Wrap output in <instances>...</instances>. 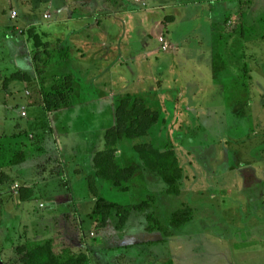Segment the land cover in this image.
<instances>
[{
  "label": "rangeland",
  "instance_id": "rangeland-1",
  "mask_svg": "<svg viewBox=\"0 0 264 264\" xmlns=\"http://www.w3.org/2000/svg\"><path fill=\"white\" fill-rule=\"evenodd\" d=\"M250 1L0 0V89L18 45L37 61L32 72L16 68L21 82L7 84L17 89L0 105V264H31L32 246L47 241L71 264H264V104L256 105L264 89L250 77L264 59V19L250 37L231 8L221 16L231 5L249 12ZM132 16L141 18L135 30ZM32 21L52 31L43 35ZM210 22L224 28L215 50ZM74 28L68 49L51 54L35 43ZM215 53L227 58L222 75ZM66 66L90 78L66 79ZM38 120L46 126L31 129ZM20 152L33 167L8 166Z\"/></svg>",
  "mask_w": 264,
  "mask_h": 264
},
{
  "label": "crops",
  "instance_id": "crops-1",
  "mask_svg": "<svg viewBox=\"0 0 264 264\" xmlns=\"http://www.w3.org/2000/svg\"><path fill=\"white\" fill-rule=\"evenodd\" d=\"M263 1L264 0H252V1H250L248 4L250 5V6H252V8H251V10H249V12H244V11H241L240 13H239V11H240V6L239 7H235V6H230L229 8L228 7H225L226 9H224L223 8V10H225V12H224V14L223 15H221V16H224L225 14H229V12H233V14H236V15H238L239 16V19L237 20L238 22H236L237 23V25L239 26V28L243 31L242 32V35H244V34H248V35H250V37H253V36H255V37H257L256 36V31H258L255 27L256 26H259V23H261V22H259V21H261V19H264V6H263ZM242 2V1H241ZM242 4V3H241ZM253 4H254V6H253ZM62 7V6H61ZM60 7V8H61ZM231 8V9H230ZM63 9V8H62ZM62 9H59V11L60 10H62ZM228 9H230L229 10V12H228ZM234 10V11H233ZM247 14V15H245L244 16V14ZM58 14H59V12H58ZM82 14H84V13H82ZM211 15V20L212 19H214V16H213V14L211 13L210 14ZM133 18V20L132 21H128V23L130 22V24H132V25H134V30L136 29V27H137V25H139L140 23H141V18L140 19H136L135 18V16H132ZM140 22V23H139ZM230 24H231V22H230ZM157 26L156 24H152V28H151V34L152 35H156L157 37L158 36H160L159 35V29H158V27H153V26ZM36 27L35 29H36V31H40L39 33H43V35H45V32H48V31H52V30H49L50 28H49V26H45V27H41L40 25H36V23L35 22H31L30 23V26L29 27ZM55 26H57V25H55ZM223 26H219V28L217 27V25L214 23V24H212L211 22L209 23V30H210V34H211V36H212V38H213V43H212V47H213V49L215 50V47H214V40L217 38V31L219 30V31H222V30H224V28H222ZM67 27H65L64 29H66ZM32 29H34V28H32ZM55 29V28H54ZM218 29V30H217ZM245 29H246V31H245ZM33 31H35V30H33ZM65 31V30H64ZM77 34V30L74 28V30H71L70 32H68V33H66L65 34V37H63V38H61L62 36H58L57 37V39L55 40V41H51V42H49L48 40H46V39H44L43 37H41L39 40H37V42H35L36 43V45L37 46H41V47H43L45 50L47 49L48 51H51V54H54V51L56 50V49H58V47L60 48V50H63V49H68L70 46H72L71 45V43L70 42H73L72 40L75 38V37H73V36H75ZM248 35H247V37H248ZM155 36V37H156ZM155 37H153V38H155ZM264 33L262 34V40H264ZM147 40V39H146ZM48 42H49V44H48ZM223 42L224 43H226L227 42V40L225 41V38L223 39ZM260 42V41H259ZM39 43V44H38ZM216 45V44H215ZM261 45H263L264 46V44H261ZM19 46L20 47H22L23 45L22 44H20V45H18V50H17V52H15V55H16V57H15V59L13 58V60H12V64H11V69H10V71L9 72H11L12 74H14L15 73V70H16V68L18 69V71L19 72H21L22 70H27V71H29V72H32V69L34 68V66H35V62L37 63V61L35 60V59H32V52H31V49H30V47L28 46V48L27 47H25V46H23L24 48H20L19 49ZM4 48H2V46H1V49H0V53L2 54V55H0V67H1V65H2V61H3V59H4V55L3 54H5V51L3 50ZM81 50H79V52H80ZM81 53V52H80ZM215 56H216V53L215 54H213V58H212V56H211V60H212V68H213V64H214V59H215ZM2 57V58H1ZM88 56L87 55H85L84 53H82V59H84V58H87ZM36 58V57H35ZM70 58V55L68 54V56H67V58H66V60H68ZM223 59L224 60H226L227 58H226V56L225 55H223ZM51 61V60H50ZM8 68V67H7ZM51 70V68L49 69V71ZM230 71V70H229ZM7 70L6 71H2V73H1V79L3 80H5L6 78H9V77H11V74L9 73ZM89 72L90 71H87L86 69H84V68H82V67H80V68H75V67H71V66H66V71H64V74L66 75V79L67 78H69V79H71L72 78V80L76 77V82H78V80L79 79H82V78H80V77H83V78H85V79H89L90 78V76L89 77H86L88 74H89ZM223 72V73H222ZM226 72H228L227 71V67L225 68V69H223L220 73H221V75L222 74H224V73H226ZM94 73V72H93ZM232 73V72H231ZM29 74H31V73H29ZM233 74V73H232ZM250 77H252L253 78V80L255 81V82H253V84H255L256 85V88L258 87V89H259V91H262L263 89H264V59H261V58H257V62H255V64H254V67H253V69L250 71ZM63 75V70H62V72H61V74H59V73H54L53 75H50L49 76V74H47L46 76H43V74L42 75H40V79L41 80H39L38 82H41V84H45L46 85V83H45V81L46 80H49L50 81V79L51 78H54L55 77V79L56 78H60L61 76ZM93 75V74H92ZM220 75V76H221ZM239 75V74H238ZM34 76V75H33ZM240 76V75H239ZM39 77V76H38ZM51 77V78H50ZM241 77V76H240ZM35 78V77H34ZM260 80H263V82H260ZM47 82V81H46ZM73 85H75V83L73 82ZM243 87H244V85H242ZM15 87V86H14ZM8 89H9V87H8V85L6 86V85H3V87H2V89H0V92H3L2 93V95H3V97H1L0 98V105H2V104H8V102L7 101H5V99H7V95L10 93V92H13V90H15V89H17V87H15V88H12V89H10V91L9 92H7L8 91ZM75 89V88H74ZM76 92H77V88H76V90H75ZM30 100L29 101H27V103L29 104L28 106H31V109H34V111H35V114H36V116H39L40 115V110L42 109V108H36V107H33L34 105L33 104H30ZM264 104V99L262 100V102H260V104H256V105H263ZM251 106H252V104H250ZM22 109H24L25 111H26V107H23ZM28 117V116H27ZM41 119V118H40ZM44 120V119H43ZM59 119H57V121H56V125H55V127H56V129L57 130H61V125H62V123H60L59 121H58ZM33 124H29V126H31V129H32V127H37L36 125L37 124H39V125H42V126H46V124H45V122H41V120H38L37 122H35V121H33L32 122ZM17 130L19 131L20 130V127H19V125L17 124ZM50 127H52V125L50 126ZM17 131V132H18ZM33 138V137H32ZM53 141H54V143L56 144V146L55 145H53V147H54V150H56L57 149V151L59 152V150H61V148L63 149V147H61L60 145H59V143H58V140H57V138H56V135L53 137ZM53 149V148H52ZM55 152V151H54ZM53 154V153H52ZM61 162H63V160L61 161ZM33 163H35L34 162V159H32V158H30V159H28V157H27V161L25 162V163H23V164H21V165H18V166H14L16 169H20V170H23V169H27V168H31V167H33L34 165H31V164H33ZM13 167V168H14ZM62 174V173H61ZM62 176V175H61ZM66 176H67V179H68V183H66L69 187H73V185H74V183L72 182V180H71V176H69L68 175V172H67V174H66ZM64 180V179H63ZM62 180V181H63ZM5 201V200H4ZM7 201H8V199H7ZM21 203V202H20ZM6 206H8V205H5V207ZM19 210H20V207L17 205V202H15L14 200L11 202V209H10V212L12 213V214H16V215H18V212H19ZM15 211V212H14ZM14 212V213H13ZM7 216V215H6ZM5 216V217H6ZM1 217L2 216H0V219H1ZM20 236V235H19Z\"/></svg>",
  "mask_w": 264,
  "mask_h": 264
},
{
  "label": "trees",
  "instance_id": "trees-1",
  "mask_svg": "<svg viewBox=\"0 0 264 264\" xmlns=\"http://www.w3.org/2000/svg\"><path fill=\"white\" fill-rule=\"evenodd\" d=\"M33 30L29 31V34L32 35L33 34ZM226 68V61L223 59V56H219L217 55L214 59V64H213V71L215 74H218L220 73L223 69ZM11 82H21V78H20V75L18 74H13L11 77H9L8 79L5 80L4 82V85L7 86V84L11 83ZM54 108H57L59 109L58 106L54 107ZM127 111V105L125 103H123L120 107V109L118 110V117H119V126H122L123 124V118H124V113ZM154 115L155 117H157L156 114H152ZM149 119L146 115L145 117V120L143 121H140L139 122V125H140V129H142L144 132L146 130H148L150 128V122L147 120ZM132 119V116H127L125 118V121L126 120H130ZM136 122V121H135ZM136 125V124H135ZM141 131V130H140ZM143 132V133H144ZM141 134V135H145V134ZM122 136L124 134H126V137L129 138V139H134V137L136 135L133 134V130L131 129H128L127 127H124L123 126V130L121 131L120 133ZM140 135V134H139ZM5 154L4 150H3V147L0 146V157H3ZM144 155V153H143ZM146 160H149L148 157H146ZM27 161V154L25 152H20L18 154H16L12 160L9 162V165L8 166H11V167H14V166H18V165H21L23 163H25ZM2 168V164L0 162V169ZM159 169L156 168V171H158ZM116 179H117V176H115ZM25 194H23V198H25L24 196ZM178 222V225L179 226H183L185 225L188 220L187 219H181ZM152 231H155L156 228H152L151 229ZM32 246V245H31ZM53 243L51 241H47V242H42V243H38V244H35L34 246H32V249L30 252H28V256H26V260H29V262L31 264H43L40 262V257L43 256V254H49V256L51 257L50 259V263L51 264H71L72 263V258L71 257H68L67 259H65L64 257H56L55 253L53 252ZM71 256V255H70ZM65 259L63 261V259Z\"/></svg>",
  "mask_w": 264,
  "mask_h": 264
},
{
  "label": "built area",
  "instance_id": "built-area-1",
  "mask_svg": "<svg viewBox=\"0 0 264 264\" xmlns=\"http://www.w3.org/2000/svg\"><path fill=\"white\" fill-rule=\"evenodd\" d=\"M16 15H17V14L15 13V17H16ZM164 46L167 47V48H170V45H169L168 43H165ZM25 115H26L25 112H23V116H25ZM17 187H18V186H17Z\"/></svg>",
  "mask_w": 264,
  "mask_h": 264
}]
</instances>
